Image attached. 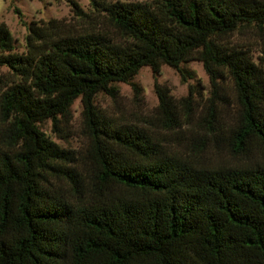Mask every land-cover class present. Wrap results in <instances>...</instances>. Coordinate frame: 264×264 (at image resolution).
<instances>
[{
    "label": "trees",
    "instance_id": "1",
    "mask_svg": "<svg viewBox=\"0 0 264 264\" xmlns=\"http://www.w3.org/2000/svg\"><path fill=\"white\" fill-rule=\"evenodd\" d=\"M92 5L119 37L102 28L58 32L51 20L29 24L25 50L16 53L0 22V66L18 78L0 91V264H264V160L198 165L93 104L97 92L113 95L112 83L142 66L180 70L195 58L212 96L224 73L232 79L239 113L230 149H264V70L227 42L239 29H264V0ZM157 93L159 114L179 124L172 97ZM77 97L90 138L86 179L71 166L72 151L38 127L65 115ZM65 178L68 188L59 184Z\"/></svg>",
    "mask_w": 264,
    "mask_h": 264
},
{
    "label": "rangeland",
    "instance_id": "2",
    "mask_svg": "<svg viewBox=\"0 0 264 264\" xmlns=\"http://www.w3.org/2000/svg\"><path fill=\"white\" fill-rule=\"evenodd\" d=\"M114 1V0H108ZM150 1V0H119ZM20 13H17L15 9ZM52 21L58 32L78 33L88 29H100L117 36L113 26L96 14L92 0H0V22H3L13 39V52L25 50L28 25H42ZM228 44L247 49L251 58L264 70V29H239L227 38ZM180 70L161 64L154 72L150 66H142L127 81H116L113 95L99 91L93 98L96 109L117 124L136 125L153 135L165 149L203 166H241L264 160V149L257 146L249 154L233 152L227 141L228 129L239 113L235 87L229 75L218 80V92L212 96L209 76L202 62L192 58L183 61ZM11 80H18L12 70L0 66V91ZM158 87L165 88L176 105L175 115L179 124H170L159 114ZM189 97L184 105L182 98ZM211 98V99H210ZM211 100V101H210ZM213 101V102H212ZM215 109V121L210 126L207 112ZM39 129L60 147L72 151L71 166L87 178L91 163L87 155L90 138L83 123L82 103L73 100L65 115L57 120L47 118L38 122ZM59 181L64 188L68 183Z\"/></svg>",
    "mask_w": 264,
    "mask_h": 264
}]
</instances>
